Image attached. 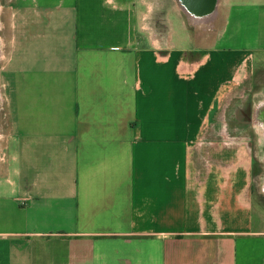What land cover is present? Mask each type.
Instances as JSON below:
<instances>
[{"label":"crops","instance_id":"0c3cea01","mask_svg":"<svg viewBox=\"0 0 264 264\" xmlns=\"http://www.w3.org/2000/svg\"><path fill=\"white\" fill-rule=\"evenodd\" d=\"M184 14L0 3V264H264L251 147L224 120L251 110L264 0L188 13L200 32Z\"/></svg>","mask_w":264,"mask_h":264},{"label":"rangeland","instance_id":"374dc122","mask_svg":"<svg viewBox=\"0 0 264 264\" xmlns=\"http://www.w3.org/2000/svg\"><path fill=\"white\" fill-rule=\"evenodd\" d=\"M0 3L2 4L3 0H0ZM182 16L189 33L191 31H201V28L192 25L191 14L187 13ZM260 66L256 72L258 75L253 89L255 96L251 100V104L248 103L249 106L251 105V110L247 113L248 116L246 118H239L238 115L235 117L232 114L230 120H224L228 125L241 127L243 132L239 137L247 139L246 142L250 145L249 148L251 147L252 178L254 180L252 204L257 212H259L260 229L264 230V119L261 117V113L264 111V64ZM231 137L234 138L232 141L238 142L239 139H235L237 136L232 135Z\"/></svg>","mask_w":264,"mask_h":264},{"label":"water","instance_id":"95a60500","mask_svg":"<svg viewBox=\"0 0 264 264\" xmlns=\"http://www.w3.org/2000/svg\"><path fill=\"white\" fill-rule=\"evenodd\" d=\"M217 0H180L184 7V11L191 14H200L209 12L213 9Z\"/></svg>","mask_w":264,"mask_h":264},{"label":"bare ground","instance_id":"6f19581e","mask_svg":"<svg viewBox=\"0 0 264 264\" xmlns=\"http://www.w3.org/2000/svg\"><path fill=\"white\" fill-rule=\"evenodd\" d=\"M261 117L264 119V111L261 113ZM251 131V130H250ZM259 138V137H258Z\"/></svg>","mask_w":264,"mask_h":264}]
</instances>
